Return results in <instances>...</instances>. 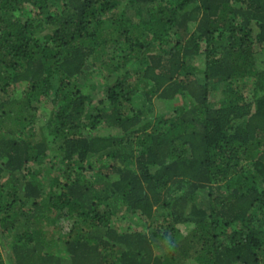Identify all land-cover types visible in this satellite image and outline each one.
Wrapping results in <instances>:
<instances>
[{"label": "trees", "instance_id": "trees-1", "mask_svg": "<svg viewBox=\"0 0 264 264\" xmlns=\"http://www.w3.org/2000/svg\"><path fill=\"white\" fill-rule=\"evenodd\" d=\"M2 250L264 264V0H0Z\"/></svg>", "mask_w": 264, "mask_h": 264}, {"label": "rangeland", "instance_id": "rangeland-1", "mask_svg": "<svg viewBox=\"0 0 264 264\" xmlns=\"http://www.w3.org/2000/svg\"><path fill=\"white\" fill-rule=\"evenodd\" d=\"M91 83H93L95 89L93 91H92V89H90V90H88V92L91 94L93 100L96 101L100 95L99 92L101 91V86H100L101 83L99 81V78H93ZM22 89H23L22 86L18 87L16 89L17 90L16 94H19L22 91ZM152 108H153V113H152L153 115H156L159 113L163 114L166 112L164 105L158 101H153ZM50 112H51V104H49V103L41 104L38 107L37 114L40 117L41 123L43 122L42 120L46 119L49 116ZM95 134L99 135V136H106V135H115L116 132L108 130L107 128L104 127V128L99 129L98 131H96ZM50 165H51L50 163L46 162L45 165H43L42 169H44V171H46V169L51 168ZM50 170L52 173L51 177H54L55 174L58 173L57 172L58 167L54 163L52 164V168ZM115 213H116L115 216H113V218H112L113 219V225L112 226L120 227V228L125 227L124 226L125 222L128 220L126 219V221H122V220L120 221V218H121L120 214L121 213L117 212V211ZM55 225H56L55 227H57V229H53L52 231L50 230L49 232L46 231V233H47L46 235H48L47 237L52 236V237L58 238L59 236H64L65 234L68 233L69 228H70V222H67L61 218H60V220H58V223H56ZM6 239H7V240H5L6 242H10V240H11L9 237ZM8 253H10V252H8V251L5 252L3 250L1 252V255H2V258H3L5 264H11V263H9V259L7 258Z\"/></svg>", "mask_w": 264, "mask_h": 264}]
</instances>
